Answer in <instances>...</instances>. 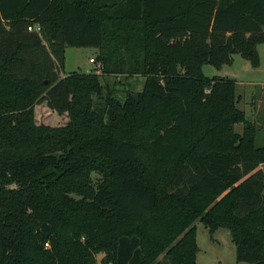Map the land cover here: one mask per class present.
Segmentation results:
<instances>
[{"label":"trees","instance_id":"16d2710c","mask_svg":"<svg viewBox=\"0 0 264 264\" xmlns=\"http://www.w3.org/2000/svg\"><path fill=\"white\" fill-rule=\"evenodd\" d=\"M261 43L264 0H0V264H196V220L264 264V145L236 81L202 72ZM66 47L102 73L61 75ZM125 71L141 90L102 95Z\"/></svg>","mask_w":264,"mask_h":264},{"label":"rangeland","instance_id":"374dc122","mask_svg":"<svg viewBox=\"0 0 264 264\" xmlns=\"http://www.w3.org/2000/svg\"><path fill=\"white\" fill-rule=\"evenodd\" d=\"M264 45L259 46L261 54V65L254 69L250 63L243 59L240 55H233L231 64H224L221 69H217L213 65L204 64L202 72L206 77L213 76H235L238 79H248L255 72L256 78L264 81ZM98 50L93 47H67L65 50L63 66L60 68L61 74L69 72L85 73L92 68L94 73L101 74L103 64L97 58ZM94 58L95 62L89 61ZM99 65V66H98ZM145 78L140 73L118 72L103 74L100 76V83L105 86L102 95L105 96L108 88L119 99H123L127 92H137L143 87ZM236 95L238 96L237 107L242 109L245 117L253 121L257 127L255 143L256 146L264 145V87L261 85L236 84ZM95 106L101 107L103 98L93 94L92 96ZM37 125L43 124L50 127H60L67 124L69 120L68 113L58 114L50 110L45 103L36 104L33 114ZM234 130L238 133L242 130V124L238 123L234 126ZM96 174H92V178L97 179ZM196 226V241L199 248L197 264H236L235 246L231 240V234L228 229L220 227L215 233L209 230L199 221L194 222ZM217 239L218 241H216ZM104 253L100 252L95 255L96 264H109L103 261ZM239 263V262H238ZM243 264H251L243 262Z\"/></svg>","mask_w":264,"mask_h":264},{"label":"crops","instance_id":"0c3cea01","mask_svg":"<svg viewBox=\"0 0 264 264\" xmlns=\"http://www.w3.org/2000/svg\"><path fill=\"white\" fill-rule=\"evenodd\" d=\"M261 45H264V43H261V44H258L257 45V51H258V54H259V58H260V62H259V65L257 66V67H253L254 69H257V68H259L260 67V65H261V59H262V57H261V54H260V52H259V46H261ZM67 48V47H66ZM66 48L64 49V55H65V50H66ZM96 49V48H95ZM97 50V49H96ZM263 53H264V49H263ZM91 58V57H90ZM89 58V59H90ZM233 62V61H232ZM217 69H221V67L220 68H217ZM61 75H64V74H61ZM219 77H228V78H231V79H234L235 81H236V84H246V85H261V87H264V81H262V82H260L257 78H256V76H255V72H253L252 73V76L250 77V78H248V79H238V78H235V76H222V75H220ZM217 231V229L213 232V233H215ZM216 241H218L217 239H215ZM197 242V241H196ZM198 246V245H197ZM198 253H199V248H198V252L196 253V264H197V257H198ZM236 264H243V262H236Z\"/></svg>","mask_w":264,"mask_h":264},{"label":"built area","instance_id":"2783aa9c","mask_svg":"<svg viewBox=\"0 0 264 264\" xmlns=\"http://www.w3.org/2000/svg\"><path fill=\"white\" fill-rule=\"evenodd\" d=\"M28 29H29V30H35V31L38 32V31H39V26H38V25L29 26ZM89 61L92 62V63L95 62L94 58H90ZM98 66H99V65H98Z\"/></svg>","mask_w":264,"mask_h":264},{"label":"water","instance_id":"95a60500","mask_svg":"<svg viewBox=\"0 0 264 264\" xmlns=\"http://www.w3.org/2000/svg\"><path fill=\"white\" fill-rule=\"evenodd\" d=\"M91 70H92V68L88 69V71H91Z\"/></svg>","mask_w":264,"mask_h":264}]
</instances>
